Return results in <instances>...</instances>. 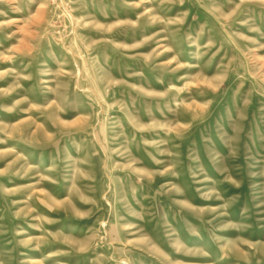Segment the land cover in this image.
Wrapping results in <instances>:
<instances>
[{
  "label": "rangeland",
  "instance_id": "obj_1",
  "mask_svg": "<svg viewBox=\"0 0 264 264\" xmlns=\"http://www.w3.org/2000/svg\"><path fill=\"white\" fill-rule=\"evenodd\" d=\"M0 264H264V0H0Z\"/></svg>",
  "mask_w": 264,
  "mask_h": 264
}]
</instances>
